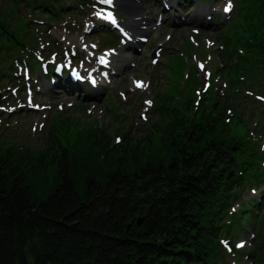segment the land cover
Segmentation results:
<instances>
[{"label":"rangeland","instance_id":"374dc122","mask_svg":"<svg viewBox=\"0 0 264 264\" xmlns=\"http://www.w3.org/2000/svg\"><path fill=\"white\" fill-rule=\"evenodd\" d=\"M129 1L132 6H137L134 0ZM218 1L220 6L224 2L229 4V0ZM230 3L233 9L231 17L225 24L220 22L219 28L190 15L185 19H175L171 14L160 19L162 25L158 26L157 18L153 16L156 7L148 1L145 15L150 21L143 25L145 29L140 33L150 38L144 45H139L138 51L120 53L119 43L105 44L109 38L104 39L103 32L85 40L89 45H99L101 50L115 47L112 52L116 54V75L126 58L134 62L128 65L134 67L131 72L120 79H115L116 75L110 78L107 87L93 95H85L83 90L75 93L61 90V94L49 97L50 91L43 86L50 85V81L43 80L40 83L43 93L24 100L26 103L23 104L29 109L20 110V115L10 117V127H0V142L20 144V157L29 162L37 161L44 152L49 157L57 156L62 146L76 160H88L80 163L79 179L89 166L99 174L115 170L120 165L117 160L124 164L127 162L125 169L133 173L146 161L159 163L170 159L173 154L170 142L179 141L185 130L181 125L179 135L176 130H171L169 122L173 118H184L186 112L192 114L198 102L199 89L208 86L215 93L205 96L210 99L205 104L207 107L204 110L200 107L199 112L206 116L211 114L219 120L228 119L216 126L212 137L239 135L245 140L259 139L261 146L264 144L262 102L247 107L234 97L235 92L242 89L243 75L256 72L261 66L258 58L264 49V0H230ZM237 14L239 19L235 22ZM44 18L42 15L29 29L21 25L25 34L33 36L36 27L48 30ZM74 25L77 30H82L84 22ZM42 29L37 31L38 34ZM52 29L53 33L59 30V35L54 38L60 40L64 34L63 27ZM222 38L228 39V45L221 43ZM162 44L164 47L158 51L156 48ZM59 45L61 48L65 46ZM206 47L211 49L207 52L204 50ZM155 52L159 53L153 61ZM184 59L198 68V76L192 67L187 69ZM178 60L183 63L180 78ZM224 65L223 70L216 71ZM223 82L224 85L218 88ZM50 86L52 89L56 87ZM213 86L223 95L218 94ZM144 99L149 104H143ZM159 109L166 111L163 117ZM122 111L125 113L120 114ZM143 145L152 156L143 152L136 159L130 158L131 154L142 151ZM53 164V160H49L43 170L29 175L33 190L38 194L56 183L58 174ZM249 198H254L250 192L245 200ZM255 225L254 229L248 227L246 234L241 233L226 244V254L239 264H264V207L256 217Z\"/></svg>","mask_w":264,"mask_h":264},{"label":"trees","instance_id":"16d2710c","mask_svg":"<svg viewBox=\"0 0 264 264\" xmlns=\"http://www.w3.org/2000/svg\"><path fill=\"white\" fill-rule=\"evenodd\" d=\"M180 126L176 118L169 122L179 135ZM215 129L184 132L170 142L167 162L146 161L130 173L127 162L117 160L115 170L99 174L89 166L81 179L80 163L88 160H76L62 146L57 156L44 152L35 162L4 152L0 264H208L215 251L205 240L212 243L215 224L227 215L228 194L239 185L240 176H229L245 169L241 152L256 150V142L243 137L233 144L215 140ZM142 147L130 158L149 154ZM49 160L58 179L38 194L29 175ZM250 166L258 172L256 162Z\"/></svg>","mask_w":264,"mask_h":264},{"label":"bare ground","instance_id":"6f19581e","mask_svg":"<svg viewBox=\"0 0 264 264\" xmlns=\"http://www.w3.org/2000/svg\"><path fill=\"white\" fill-rule=\"evenodd\" d=\"M220 11H221V9H218V8H213L211 10H207V9L200 7L198 11L195 10V8H194L193 14L196 15L200 19L211 20L214 17V15H216L217 13H220ZM134 17L137 18L138 22H141V23L143 22L142 14L140 13V11L135 12V14H134V16H132V18H134ZM106 26H108L107 21L102 20L100 27L102 28V27H106ZM89 75H93V78L97 81L94 85L85 86V82L88 81V80H86L87 76H89ZM100 78L101 77H98V73L92 72L91 70H88L87 67L83 66L81 68V76L75 77L73 79V81H70V83L76 85L78 87V89L84 88V89L88 90L90 93H95L101 87L102 83L105 81L107 76H105L101 79ZM63 89H64V87H63Z\"/></svg>","mask_w":264,"mask_h":264},{"label":"snow or ice","instance_id":"6c2138e0","mask_svg":"<svg viewBox=\"0 0 264 264\" xmlns=\"http://www.w3.org/2000/svg\"><path fill=\"white\" fill-rule=\"evenodd\" d=\"M103 2H104V3H108V4H110V3H112V0H103ZM231 8H232V5H231L230 0H229V4H228V6L225 8V12L230 11ZM106 18H107V19H112L111 14H109ZM113 23H115L114 20H113ZM201 68H203V65H201ZM238 246H239V247H242L243 245H238Z\"/></svg>","mask_w":264,"mask_h":264}]
</instances>
